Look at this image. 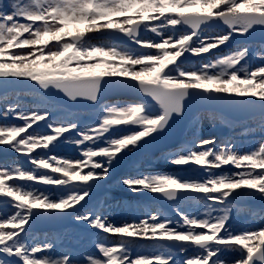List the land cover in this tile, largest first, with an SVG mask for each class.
<instances>
[{
    "label": "snow or ice",
    "instance_id": "snow-or-ice-1",
    "mask_svg": "<svg viewBox=\"0 0 264 264\" xmlns=\"http://www.w3.org/2000/svg\"><path fill=\"white\" fill-rule=\"evenodd\" d=\"M0 153V264H264V0H0Z\"/></svg>",
    "mask_w": 264,
    "mask_h": 264
},
{
    "label": "rangeland",
    "instance_id": "rangeland-1",
    "mask_svg": "<svg viewBox=\"0 0 264 264\" xmlns=\"http://www.w3.org/2000/svg\"><path fill=\"white\" fill-rule=\"evenodd\" d=\"M199 10V6H196V7H193L192 9H188V11H197ZM74 31V30H73ZM95 36L98 35V34H94ZM90 36V35H89ZM92 36V35H91ZM103 38V37H101ZM126 39V37H121V41H124ZM85 42L87 43L88 40H89V37H85L84 38ZM92 42H95V41H92ZM119 45H121V49L120 50H125L123 48V45H125V42H117ZM135 47V46H133ZM255 91H259V89H255ZM119 98L121 99H126V98H135V97H132L130 96L129 94L127 93H124V92H121L119 93ZM27 99V98H25ZM102 99H108V100H113V99H117V95H108L106 97H103ZM78 112L80 113H87L89 111H81L79 110ZM88 117L87 116H84L82 117V119H87ZM202 127L204 128L205 130V135H208V134H215V133H212L211 132V125L210 123L207 121V119L203 120L202 121ZM168 149H163V151H167ZM34 151H38V150H34ZM58 154L60 155H64V156H75L77 155V152L74 148V146L72 145H64L62 146L60 149L57 150ZM156 156L157 157H161V151H157L156 152ZM3 157H0V159H2ZM67 167H71V165H68ZM231 168V166H225L224 167V170L225 171H228L229 169ZM127 169H122L120 171H118V175L119 174H122L123 171H126ZM142 170L144 171H152V172H180L181 169L175 165H170L167 160H164L163 158H158L156 161H154L150 168L149 169H143ZM184 171L187 170V167L185 166ZM77 171H79V169H77ZM217 172H220L221 170L220 169H217L216 170ZM65 175H68L69 173L67 172V170H65V172L63 173ZM114 197H116L117 199H124V200H131V201H135L137 203H141V204H144V203H151L152 202V197L157 195V194H153V193H143V194H140V193H131V194H128L127 192H122L119 188L117 187H114L112 189V193H111ZM166 199V198H165ZM164 202V201H163ZM169 205V204H168ZM162 207V206H161ZM164 208V207H163ZM166 210H169V207L167 206L166 208H164ZM203 209H201L202 211ZM126 215V213L123 211V210H118V211H115V214L114 216L112 217L113 220H115L116 222H119V219L121 216H124Z\"/></svg>",
    "mask_w": 264,
    "mask_h": 264
},
{
    "label": "water",
    "instance_id": "water-1",
    "mask_svg": "<svg viewBox=\"0 0 264 264\" xmlns=\"http://www.w3.org/2000/svg\"><path fill=\"white\" fill-rule=\"evenodd\" d=\"M118 42H125L126 44H131V42L128 40L127 37L124 41L118 40ZM95 107H97V105H92L88 101H83L77 106V110H90V109L95 108ZM155 155H156V153H155ZM168 203H169L168 201H164V202L160 201V204L164 207H167Z\"/></svg>",
    "mask_w": 264,
    "mask_h": 264
},
{
    "label": "bare ground",
    "instance_id": "bare-ground-1",
    "mask_svg": "<svg viewBox=\"0 0 264 264\" xmlns=\"http://www.w3.org/2000/svg\"><path fill=\"white\" fill-rule=\"evenodd\" d=\"M68 27H69V30H77V29L83 30L84 25L83 24H69ZM89 35H90V37L95 36L94 34H89ZM93 41H95V40H93ZM185 172H187V170Z\"/></svg>",
    "mask_w": 264,
    "mask_h": 264
}]
</instances>
